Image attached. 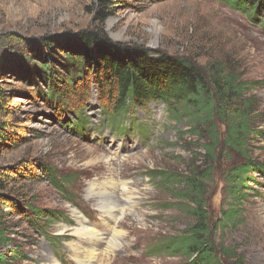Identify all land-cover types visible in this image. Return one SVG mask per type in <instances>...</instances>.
Instances as JSON below:
<instances>
[{"label":"rangeland","instance_id":"1","mask_svg":"<svg viewBox=\"0 0 264 264\" xmlns=\"http://www.w3.org/2000/svg\"><path fill=\"white\" fill-rule=\"evenodd\" d=\"M98 4L99 0H0V108L6 111L0 109V125L9 126L0 147V168L7 169L5 194L22 207L32 205L57 216L51 226H35L42 235L30 223L31 214H10L6 233L26 258L19 264H49L53 259L79 264L70 244L91 246L75 235L79 222L97 231L105 229L101 218L114 225L100 210L107 203L99 191L105 183L116 182L119 189L125 183L133 198L118 205L120 247L105 256L107 245L100 243L99 261L93 264H184L182 257L156 252L164 238L193 224L179 196L183 185L165 186L158 175H186L192 162L206 168L200 142L184 134L188 125L172 121L162 103L116 120L111 115L116 97L108 94L111 84L101 86L88 72L82 75L83 57H96L98 47L92 45L84 53L80 35L103 30L110 43L152 56L187 58L200 69L215 61L235 68L243 79L261 82L249 95L256 96L258 130L264 132L263 13L259 10L254 17L219 0H122L101 24ZM45 66H53L60 81H76L77 94L59 101L42 78ZM79 122L86 125L82 134L75 130ZM249 144L252 161L264 163V139L251 137ZM238 163L222 159L207 183V208L216 221L230 202L225 170ZM252 178L257 185L250 182L253 191H244L247 202L238 221L217 230L221 252L228 247L234 252L233 259L222 256L225 264H264V178ZM93 184L95 192L90 193ZM116 192L121 200L123 195ZM7 249L2 251L11 258L14 248Z\"/></svg>","mask_w":264,"mask_h":264},{"label":"trees","instance_id":"2","mask_svg":"<svg viewBox=\"0 0 264 264\" xmlns=\"http://www.w3.org/2000/svg\"><path fill=\"white\" fill-rule=\"evenodd\" d=\"M116 1L122 0H99V23L104 24L112 15L110 10ZM219 1L240 12H251L254 17L260 10L263 13L264 24V0ZM80 36L83 37L84 53L88 52L92 45L98 47L96 57L93 58L88 53L83 57L80 66L83 65L85 74L82 75H87L88 72V76H93L96 84L101 86L103 82L111 84L108 94L109 97L110 95L116 97V99L112 97L111 102V115L116 120L120 121L122 116L137 109H145L149 104L162 103L172 121L185 122L188 125L189 130L184 134L197 138L200 142L199 147L203 150L206 168L192 162L186 175L178 176L172 173L158 175L165 186L167 184L174 186L173 183L177 186L183 185L179 196L187 203L193 224L185 232L164 238L156 252L182 257L184 264H225L222 256L233 259L234 252L230 247L221 252L216 243L217 230L231 224L235 225L234 222L238 221L242 205L247 202L244 191H253L249 186L250 182L256 184L252 176L264 178V163L252 161L248 153L251 137L264 139V132L258 130L257 119L260 116L258 101L256 96L249 95L256 86L261 85V82L243 79L238 70L221 61L209 63L200 69L187 58L162 53L152 56L147 51L139 52L135 48L112 44L103 30ZM45 68L42 78L59 101L68 99L71 92L77 94L76 81L70 83L60 81L53 71V66ZM80 80L81 77L79 82ZM0 109L4 111V108ZM70 112L72 113V110ZM118 116L121 117L118 119ZM74 126L75 130L79 129V134L86 129V125L81 122L78 123V127L76 124ZM8 128L7 123L0 125L1 148L6 142ZM224 158L238 160L239 163L225 170L226 192L230 202L227 204L228 209H225L220 219L216 221L207 208V183L212 180L214 165ZM6 170L0 168V264H19V260L26 258L20 256V250L14 247L12 239L6 233L10 214L23 218H28L31 214L30 223L34 227L39 225L40 229L51 226L50 221L57 219V216L54 212L35 210L32 205L22 207L7 196L4 179L7 176L4 172ZM49 176L53 177L51 170ZM65 181L69 182V179ZM7 207L10 211L4 212V208ZM40 223H43L42 226ZM34 229L44 235L38 227ZM10 246H13L14 250L9 251L11 258H8L2 249L6 252Z\"/></svg>","mask_w":264,"mask_h":264},{"label":"bare ground","instance_id":"3","mask_svg":"<svg viewBox=\"0 0 264 264\" xmlns=\"http://www.w3.org/2000/svg\"><path fill=\"white\" fill-rule=\"evenodd\" d=\"M103 160L108 163V159L103 157ZM113 184V183H112ZM105 183V186L102 187L100 192V196L102 197V201L106 202L107 204H104L100 207V210L104 215H107L113 222L114 225H112L109 221L106 220V218L102 219L101 227H104L105 229L103 231L96 230V228H92L87 223H84L83 221L79 222V228L75 231V235L84 241L85 243H90V248H84L78 243L76 244H70V250L72 252L73 258L76 262L79 264H93L95 261H99L98 259V247L100 243H105L107 245V251L105 253L106 255H109V253L112 250H115L116 248L120 247L119 243V237L123 235L122 231H119L116 227V224L118 222V215H120L121 207H119L120 202H130L132 201L131 196H129L130 189L128 188L127 184L121 183L123 189H119L118 184L115 182L113 185ZM95 184L90 186V189L88 190L90 193L95 192ZM121 192L122 201L119 200L118 194L113 193V190ZM125 204V203H124ZM99 222V221H98ZM93 226V225H92ZM94 227V226H93ZM100 228V227H99ZM109 231V232H108ZM108 233V234H107ZM106 234V235H105ZM108 235H112L111 237H108ZM89 245V244H88ZM105 245V246H106ZM99 255H104V253L101 252ZM49 264H60L57 261L53 259Z\"/></svg>","mask_w":264,"mask_h":264}]
</instances>
